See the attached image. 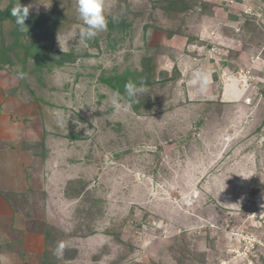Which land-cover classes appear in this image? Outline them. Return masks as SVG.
Returning a JSON list of instances; mask_svg holds the SVG:
<instances>
[{"label":"rangeland","instance_id":"obj_1","mask_svg":"<svg viewBox=\"0 0 264 264\" xmlns=\"http://www.w3.org/2000/svg\"><path fill=\"white\" fill-rule=\"evenodd\" d=\"M181 1L105 0L107 30L82 42L63 38L81 23L75 0H20L34 5L28 33L11 15L18 0H0V75L13 87L0 95L14 92L11 122L23 126L37 94L48 132L65 124L59 109L71 130L89 124L77 144L46 136L49 157L40 142L0 143V196L25 195L0 214V264H68L77 250L76 264H264V0ZM175 47L232 62L250 88L222 103L221 76L207 101L179 80ZM29 50L43 70L34 72ZM128 82L144 91L128 100ZM26 184L45 186L43 206L30 205ZM10 214L28 246L18 228L9 237ZM28 223L46 229L41 249Z\"/></svg>","mask_w":264,"mask_h":264},{"label":"crops","instance_id":"obj_2","mask_svg":"<svg viewBox=\"0 0 264 264\" xmlns=\"http://www.w3.org/2000/svg\"><path fill=\"white\" fill-rule=\"evenodd\" d=\"M203 23H204V21H203ZM174 38L177 39V38H181V37L175 36ZM182 39H183V37H182ZM178 47H179L178 50H181L183 48L182 46H178ZM172 49H175V51H172V52H174V54L176 56V60L172 63H178V65H179L178 66L179 75H181V76H179V80H181L183 82L187 81L189 83L188 84V86H189L191 83L190 81H191L192 73L195 71L196 68L199 69V71H204L208 74L207 90L205 92L201 93L197 88V91H199L201 94H206L205 96L209 97V99L207 101H210V100L213 101L216 99L217 94L214 93V85L216 84L215 79L217 81H220L221 76L225 77L224 78L225 82L222 80L225 83V85L223 86V89H222V94H224V96L222 99L219 100L222 103L228 102L229 100L232 99V97L242 98L244 96L243 94L246 93L248 91V89L250 88L249 82H251V79H249V77L247 78L244 75L241 76L242 75V74H240L241 72L239 73L240 75L237 73V75L234 76L233 70L236 67L235 64H233L231 62V63L224 64L227 66L223 67L221 59L215 53H207V54H205V56L203 54H201V56H194L190 52L183 53V52L177 51L176 47L172 48ZM199 51H201V49ZM32 52L33 51L29 50L28 51L29 54H27V55H28V59L31 62H34L33 70L36 73L37 71L41 70V68L43 70V65H41V63L38 64V61H37L36 57L34 56L35 54H33ZM198 54H200V52ZM0 65L1 66L4 65L3 61L0 62ZM236 65H237V63H236ZM236 68L241 69L239 67H236ZM135 69L133 70L134 73H135ZM163 69L168 70L169 66L165 67ZM191 71H193V72H191ZM0 72H2V71H0ZM252 76L255 77L256 73ZM250 78H251V76H250ZM154 80H155V78H154ZM171 80L168 79V80H166V82H170ZM144 81H143V83H144ZM172 82L173 83L175 82L176 84L179 83V82L173 81V80H172ZM172 82L168 83V85L171 84ZM10 83H11V80H10V78H8L7 73L6 74L3 73L0 75V89H3L4 92H6V93L12 91L11 89L13 87L10 86ZM152 83L153 82H150V84H152ZM147 84H148V82H147ZM188 89H189V87H188ZM36 92L37 91H35V93ZM11 93L13 94L14 92H11ZM11 93H9V97H8V94L6 96H3V93L0 95V125L5 124V125H3L4 126L3 128H5V130H3V131L0 130V143L1 144L10 143V142L11 143L24 142L23 140H26L29 142H40V143L44 144V146L40 150L42 156L46 154L47 157H49V156H51L50 149L47 147L46 143H44V142H46V138H45L46 136L47 137L50 136L49 138L52 139L53 142L55 141L54 139H56V137H57L58 139L56 140V142L59 141L61 143V145L64 146L65 145L64 142L71 143V144H74V143L77 144L76 142L78 141L80 143L79 139H80V137H82L80 133H82L83 131H85V133H87V131L89 130V124L86 122L81 123L79 125L77 124L78 126H76L75 129L71 130L70 129L71 123L66 122V120L64 119V114L66 113V111L59 109L60 111H62L61 112L62 114H61L59 119L63 120L65 122V124L56 133V127H55L54 123H52L51 129L48 132L47 127L49 126V124H47V122H45V120H44V113H45L44 109L38 108L39 100L37 98L38 97L37 94L35 96L32 94V96H34L33 100H35V102L37 103V106H33L30 104L32 102H28V104H26V106L24 108L23 116H24L25 121L23 124H21L23 126H20V125L18 126V124L14 125L10 120V116H12L13 111H14V109H13L14 104H13V98L11 97ZM193 93H196V92H193ZM155 95H156V93H155ZM159 96H160V94H159ZM127 99L129 100L131 98L127 97ZM125 101H127V100L125 99ZM120 102H121V100H120ZM209 103L211 106L218 105V104L213 103V102H209ZM121 104L124 105L123 102ZM161 104L163 105L165 103L163 102ZM60 108H63V107L60 106ZM51 115H53L54 120H55V118H56V104H54V111H52ZM80 119L83 120L84 116ZM15 132H16V134H15ZM10 134H12V135H10ZM15 138H17V139H15ZM50 139H49V141H50ZM61 140L64 142H62ZM49 147H50V145H49ZM47 150H49V153H47ZM70 150H73V145L70 146ZM81 153H82V151L80 152V154ZM74 154H77V153L75 152ZM77 158H79V155H77ZM77 166L80 167V165H78V164H77ZM41 177H42V175H41ZM55 177H56V169H55ZM39 185H40V188H36L37 186L30 188L26 184V186L25 187L23 186V188H22V191L23 190L24 191L25 190L26 191L32 190V192H33L32 195L34 196V194H35V197L32 198L33 200H32L30 205L33 204L36 207L37 206H39V207L43 206L44 198H45V194L43 191L44 190L43 187H45V186L43 184H39ZM27 188H30V189H27ZM65 189L66 188H64L63 190H65ZM39 190H42V191H39ZM13 191L15 192V194H14V197L12 199H11L12 194H10V197L9 196L7 197V194H5L4 196L3 195L0 196V214H4L3 217L4 216L6 217V213H8V214L13 213L12 212V210H14L13 207L21 205V203H22L21 201L23 199H25V195H21V197H20V195L18 194V190L13 189ZM14 201H16V203H12ZM40 201H41V203H40ZM67 201L68 200H66V202ZM71 201H72V198L69 199L70 203H71ZM68 207H70L69 204L66 206L65 212H67ZM16 218L18 219L17 216L15 218H12V216L10 214L11 220H10L9 231L12 233H9V237H11L15 233V228H18V229H16V233H18V235L20 236V239L22 241L24 240L25 245L28 246L29 242L26 241V238L23 234L24 233L23 229L21 230V228L13 225L15 223L14 221ZM4 220H5V218L2 220V222H4ZM20 220H21V218H20ZM25 220H26V218H25ZM25 220H24V222H26ZM22 222H23V220H22ZM38 225H41V223H36V224L35 223H31V224L28 223L26 226V231L30 237L29 239L35 240V242L38 244V246L41 249L42 248L41 244H43V242H44V235L46 233V229L45 230L43 229V225H41V228L40 227L37 228ZM24 230H25V228H24ZM44 247L45 246L43 245V248ZM76 247H78V246L77 245L72 246V248L74 250H77ZM73 255L74 256H72L73 257L72 260H71V258L67 259L66 263L68 262V264H72V263L76 264L75 259H78L77 256L80 255L78 253V250H77V252H73Z\"/></svg>","mask_w":264,"mask_h":264},{"label":"clouds","instance_id":"obj_3","mask_svg":"<svg viewBox=\"0 0 264 264\" xmlns=\"http://www.w3.org/2000/svg\"><path fill=\"white\" fill-rule=\"evenodd\" d=\"M33 6L34 5H22L20 0H18L11 8V15L15 18V23L21 33H28V25L25 21L28 19L30 9ZM75 11L81 23L75 33L71 29L66 31L63 37L66 41L71 40L75 35L78 36L82 42H86L95 38L99 33L107 30L108 19L105 15V0H75ZM113 19L115 20L116 18L114 17ZM190 82L194 86H198V90L203 93L207 90L208 74L204 71H194ZM124 87L125 93L129 98H135L139 93L144 91V88L137 87L132 82L126 83ZM117 96H119V93H117ZM130 106L131 105H128V107ZM64 247L65 245L63 242L58 243L54 250V254L58 257L62 255Z\"/></svg>","mask_w":264,"mask_h":264},{"label":"trees","instance_id":"obj_4","mask_svg":"<svg viewBox=\"0 0 264 264\" xmlns=\"http://www.w3.org/2000/svg\"><path fill=\"white\" fill-rule=\"evenodd\" d=\"M181 3H182L181 0H175V1L171 0V4H172V5H175V6H173L175 9H178V6H180ZM7 12H10V10H8ZM7 12H4V13L1 14V15L3 16V15H5V13H7ZM28 54H29V53H28ZM37 145H38V144H37ZM38 146H39L40 149H41V148L44 146V144H43V143H39ZM40 153H41V152H40Z\"/></svg>","mask_w":264,"mask_h":264},{"label":"bare ground","instance_id":"obj_5","mask_svg":"<svg viewBox=\"0 0 264 264\" xmlns=\"http://www.w3.org/2000/svg\"><path fill=\"white\" fill-rule=\"evenodd\" d=\"M107 212V211H106Z\"/></svg>","mask_w":264,"mask_h":264}]
</instances>
